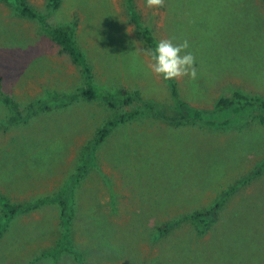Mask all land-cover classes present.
Instances as JSON below:
<instances>
[{
  "label": "rangeland",
  "instance_id": "rangeland-1",
  "mask_svg": "<svg viewBox=\"0 0 264 264\" xmlns=\"http://www.w3.org/2000/svg\"><path fill=\"white\" fill-rule=\"evenodd\" d=\"M27 1L37 19L0 0V83L23 116L0 102V218L3 201H49L10 220L0 264H264V124L215 110L234 91L264 98V0ZM137 24L188 43L195 75L175 80L198 119L151 71ZM65 27L90 77L46 31ZM88 84L97 99H67ZM71 186L66 229L56 198ZM214 205L209 228L192 218Z\"/></svg>",
  "mask_w": 264,
  "mask_h": 264
},
{
  "label": "trees",
  "instance_id": "trees-1",
  "mask_svg": "<svg viewBox=\"0 0 264 264\" xmlns=\"http://www.w3.org/2000/svg\"><path fill=\"white\" fill-rule=\"evenodd\" d=\"M17 6L18 12L21 17L26 19H37L38 15L34 8L28 3L27 0H14ZM47 5L52 10H57L61 6V0H47ZM137 30L140 34V39L143 42L147 51H151L155 48L156 44L159 42L155 37L152 29L149 26L137 24ZM47 34L49 37L61 48V51L68 55L72 62L77 65L86 75L90 77V69L85 62L84 54L81 52L77 46L72 29L70 27L65 28H48ZM169 86L172 98L179 109L180 113L185 119L195 120L198 119L196 112L185 103V101L180 96L179 86L177 81L165 80ZM1 82V81H0ZM121 94H126L123 90ZM59 95H57L58 97ZM61 97V96H60ZM62 97H65L62 95ZM83 98L88 101H93L98 98L95 89L88 84V86L78 89L72 96L67 97V99H80ZM131 99H127V102ZM0 102L6 106L10 112L14 115L15 119L23 117L19 105L17 102L8 94L4 93L0 83ZM114 104H111L113 108ZM215 110L218 115L222 118H231L235 115L237 116H248L255 114L261 124H264V98L253 97L245 95L239 91H234L228 96H222L215 104ZM30 113H28L29 115ZM137 113H128L123 115H115L109 121H107L103 127L98 129L96 136L93 141L90 143L88 149L90 152L103 143L105 139L110 135V133L119 125H123L131 119L135 118ZM215 116H210L214 119ZM74 191V186L68 187L66 192H63L56 201L59 203L61 209V216L63 220V225L66 229H69L72 212L70 207L71 196ZM49 199H42L41 201L31 202L29 204H11L9 202L3 201V215L0 218V234L9 224L10 220L21 213L30 212L43 203H47ZM218 205H214L211 208H207L202 211H198L192 217L196 222H198L204 228H209L213 221H215L217 216ZM168 226H163L160 228L161 232H165Z\"/></svg>",
  "mask_w": 264,
  "mask_h": 264
},
{
  "label": "clouds",
  "instance_id": "clouds-1",
  "mask_svg": "<svg viewBox=\"0 0 264 264\" xmlns=\"http://www.w3.org/2000/svg\"><path fill=\"white\" fill-rule=\"evenodd\" d=\"M148 7H155L162 4V0H146ZM188 43L174 44L172 40H160L154 49L150 51L153 63L151 71L161 76L164 80H172L190 73V69L194 63V57L190 52H185Z\"/></svg>",
  "mask_w": 264,
  "mask_h": 264
}]
</instances>
